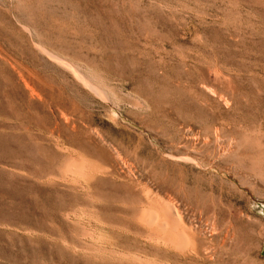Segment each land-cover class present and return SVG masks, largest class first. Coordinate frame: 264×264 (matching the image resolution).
Wrapping results in <instances>:
<instances>
[{"label": "rangeland", "instance_id": "1", "mask_svg": "<svg viewBox=\"0 0 264 264\" xmlns=\"http://www.w3.org/2000/svg\"><path fill=\"white\" fill-rule=\"evenodd\" d=\"M148 257L264 264V0H0V264Z\"/></svg>", "mask_w": 264, "mask_h": 264}, {"label": "bare ground", "instance_id": "2", "mask_svg": "<svg viewBox=\"0 0 264 264\" xmlns=\"http://www.w3.org/2000/svg\"><path fill=\"white\" fill-rule=\"evenodd\" d=\"M88 86H90V85H88ZM32 90V89H31ZM99 91V90H98ZM53 106V105H52ZM56 106V105H55ZM54 106V107H55ZM58 106H56V108H57ZM58 111H60V109H59V107H58V109H57ZM61 112V111H60ZM59 112V113H60ZM63 114V110H62V113H61V115ZM73 118V117H72ZM64 119V118H63ZM66 119V118H65ZM74 119V118H73ZM225 149V148H224ZM227 150H229V149H227ZM223 155V154H222ZM181 157V156H180ZM191 157V156H190ZM99 158V157H98ZM73 159V158H72ZM181 159V158H180ZM193 159V158H192ZM101 160H103V159H101ZM100 160V161H101ZM110 160V159H109ZM187 160V159H186ZM72 162H71V164L67 167V166H65V167H67V169H66V172L67 173H72V174H76V175H80V176H87V174H88V170H90L89 169V166L91 165V162H93V161H90V165L89 164H87L86 163V161L85 160H83V159H81V158H75L74 160H71ZM99 162V161H98ZM97 162V163H98ZM110 162V161H109ZM116 162V161H115ZM96 163V164H97ZM108 163V162H107ZM111 163V162H110ZM197 163V162H196ZM93 164L95 165V163L93 162ZM93 164L90 166L91 167V169H92V167H93ZM105 164V163H104ZM112 164V163H111ZM97 166H98V164H97ZM97 166L95 165L94 167H96V169H92L93 171H96V170H98L97 169ZM111 166V165H110ZM109 166V167H110ZM117 166V165H116ZM120 166V165H119ZM204 166V165H203ZM211 166H212V164H211ZM106 168L107 170L108 169H110V168ZM114 167V166H113ZM124 167V166H123ZM130 167H131V165H130ZM129 167V168H130ZM213 167H214V165H213ZM128 168V169H129ZM132 168V167H131ZM217 168H218V166H217ZM220 168V167H219ZM105 169V168H104ZM103 169V170H104ZM91 170V171H92ZM131 170V169H130ZM99 171V170H98ZM101 171V170H100ZM123 171H124V169H123ZM64 172H65V170H64ZM103 172H107V171H103ZM122 172V171H121ZM128 172H130V171H128ZM133 172V171H132ZM100 173V172H99ZM101 173H102V171H101ZM100 173V174H101ZM66 174V173H65ZM96 174V173H95ZM100 174H98V175H100ZM107 174V173H106ZM132 174V173H131ZM89 175V174H88ZM129 175V174H128ZM133 175V174H132ZM74 176V175H73ZM90 176H92V175H90ZM89 176V178H91ZM95 176V175H94ZM103 176H104V174H103ZM63 177H64V175H63ZM113 177V176H112ZM67 178V177H66ZM81 178V177H80ZM86 178V177H85ZM116 178V177H115ZM73 179V178H72ZM85 180V179H84ZM118 180V179H117ZM120 180V179H119ZM69 181H71V179L69 180ZM78 181V180H77ZM83 181V180H82ZM72 183V182H71ZM75 183V182H74ZM85 185H87L86 183H85ZM84 186V185H83ZM80 187V186H79ZM86 187V186H85ZM144 187V186H143ZM87 188V187H86ZM139 188V187H138ZM160 188V187H159ZM159 188L157 189L158 191H159ZM150 189V188H149ZM149 192V191H148ZM153 192V191H152ZM158 193V192H157ZM145 194V193H144ZM157 195V194H156ZM151 196V195H150ZM155 196V195H154ZM158 196V195H157ZM160 196V195H159ZM150 198V197H149ZM152 198V197H151ZM163 198V197H162ZM156 199V198H155ZM158 199H159V197H158ZM147 200H148V198H147ZM152 200V199H151ZM150 201V200H149ZM156 201V200H155ZM154 201V202H155ZM158 201V200H157ZM170 201V200H169ZM172 201V200H171ZM175 202V201H174ZM142 203H143V201H142ZM151 203V202H150ZM167 203V202H166ZM175 204V203H174ZM145 205V204H144ZM153 205H154V203H153ZM166 205V204H165ZM164 205V206H165ZM167 205H169L168 203H167ZM173 205V204H172ZM127 206V205H126ZM174 206V205H173ZM162 207H163V205H162ZM166 207V206H165ZM74 209V208H73ZM78 209V208H77ZM80 209V208H79ZM143 209V208H142ZM162 209V208H161ZM167 210L165 211V212H163L162 210H160V212H162V216H160L161 214H160V212H159V210H157V209H155V208H153V207H150V208H147L145 211H144V214L140 217V221L141 222H143V223H145V224H147V225H149V227H151V226H154V227H156L157 229H158V231L160 230V231H162L163 233H164V235L166 236V238H167V240L168 241H171V237H173L174 238V241H173V243H172V245L174 244L175 246H176V250H177V248H180V249H178L177 250V252L179 251L180 252V250L181 249H187V247L189 248V247H192L193 246V244L191 243V240H190V237L187 235V231H185L184 230V227H183V224L181 223V221H180V219H179V216H177V213H178V210H175V209H173L172 207H170V205L166 208ZM175 211H177V213L175 212ZM80 212V211H79ZM182 212V211H181ZM72 214V213H71ZM70 214V215H71ZM87 214V213H86ZM74 215H77V214H74ZM218 216V215H217ZM73 217H75V216H73ZM180 217H181V215H180ZM71 219H72V217H70ZM126 218V217H125ZM182 218V217H181ZM75 219V218H74ZM78 219V218H77ZM183 219V218H182ZM100 220V219H99ZM204 220V219H203ZM83 221V220H82ZM86 221V220H85ZM103 221V220H102ZM84 222V221H83ZM73 223H75V221L73 220ZM90 223V222H89ZM88 223V224H89ZM139 223V222H138ZM184 223V222H183ZM105 224V223H104ZM107 224V223H106ZM79 225H81V222H80V224ZM86 225V224H85ZM112 225V224H111ZM215 225V224H214ZM213 225V226H214ZM108 226H110V225H108ZM185 226V225H184ZM203 226V225H202ZM91 227V226H90ZM93 227V226H92ZM217 227V226H216ZM87 228V227H86ZM85 228V226H84V229H86ZM196 228V227H195ZM202 228V227H201ZM209 228V227H208ZM212 229H213V227H211ZM209 229V230H212V229ZM84 229H82V230H84ZM93 229V228H92ZM82 230H81V234H82ZM94 230V229H93ZM93 230H91V232L93 231ZM188 230V232H189V228L187 229ZM204 230H206V229H204ZM213 230H215V228L213 229ZM91 232H89V234L90 235H92L91 234ZM93 232H95V231H93ZM211 232V231H210ZM214 232H216V231H214ZM218 232V231H217ZM216 232V233H217ZM228 232H229V230H228ZM228 232H226V233H228ZM85 233H87V232H85ZM192 233V232H191ZM76 234V233H75ZM80 234V235H81ZM83 234H84V232H83ZM94 234V233H93ZM98 234V233H97ZM159 234H161V233H159ZM214 234V233H213ZM101 235V234H100ZM210 235H212V234H210ZM227 235V234H226ZM89 236V235H88ZM103 236V235H102ZM214 236H215V234H214ZM222 236V235H221ZM229 236V235H228ZM82 237H83V235H82ZM100 237V236H99ZM99 237H98V239H99ZM136 237V236H135ZM142 237V236H141ZM226 237V236H225ZM89 238H91V237H89ZM88 238V239H89ZM103 238V237H102ZM144 238H146L145 236H144ZM79 239V238H78ZM82 239V238H81ZM85 239H86V236H85ZM95 239H96V237H95ZM97 239V240H98ZM154 239V238H153ZM54 240V239H53ZM91 240V239H90ZM103 240V239H102ZM142 240V239H141ZM146 240V239H145ZM104 241V240H103ZM102 241V242H103ZM153 242H154V240H152ZM162 241V240H161ZM222 242H223V240H221ZM225 241V240H224ZM84 242V241H83ZM90 242V241H89ZM100 242V241H99ZM145 242V241H144ZM153 242H150V243H153ZM158 242V241H157ZM221 242V243H222ZM71 243V242H70ZM95 243H96V241H95ZM98 243V242H97ZM165 243V242H164ZM164 243H163V245H164ZM166 243H167V241H166ZM213 243V242H212ZM212 243H211V245H212ZM218 243V242H217ZM159 244V243H158ZM168 244V243H167ZM166 244V245H167ZM6 245V244H5ZM98 245V244H97ZM170 245H171V243H170ZM214 245H216V243H214ZM220 245V244H219ZM226 245V244H225ZM89 246V245H88ZM87 246V247H88ZM100 246V245H99ZM162 246V245H161ZM223 246V245H222ZM168 247V246H167ZM173 247V246H172ZM172 247H170V248H172ZM211 247V246H210ZM94 247H92V248H90V250L91 249H93ZM103 248V247H102ZM101 248V249H102ZM105 248V247H104ZM103 248V249H104ZM174 248V247H173ZM173 248H172V250H173ZM193 248V247H192ZM191 248V249H192ZM215 248H217L216 246H215ZM220 248H222V247H218L217 249H218V251L217 252H219V249ZM5 249V248H4ZM12 249V248H11ZM16 249V248H15ZM88 249V248H87ZM97 249V248H96ZM95 248H94V250H96ZM102 249V250H103ZM114 249V248H113ZM169 249V248H168ZM184 249H183V251H184ZM208 248H206V250H207ZM13 250V249H12ZM81 250V249H80ZM101 250V251H102ZM109 250V249H108ZM115 250V249H114ZM113 250V251H114ZM193 250V249H192ZM196 250V249H195ZM213 250V249H212ZM88 252H89V250H87ZM104 251H106L105 249H104ZM116 251V250H115ZM185 251H187V250H185ZM215 251V250H214ZM221 251V253L220 254H222V250H220ZM12 251H10V253H11ZM97 252V251H96ZM95 252V253H96ZM99 252V251H98ZM103 252V251H102ZM193 252V251H192ZM196 252V251H195ZM7 253V252H6ZM90 253V252H89ZM183 253V252H182ZM185 253V252H184ZM18 254V253H17ZM104 254V253H103ZM114 254H116V252L114 253ZM129 254V253H128ZM132 254V253H131ZM181 254V253H180ZM196 254H198V253H196ZM195 254V255H196ZM208 254V253H207ZM7 255V254H6ZM109 255V254H108ZM130 255V254H129ZM137 255V254H136ZM219 255V254H218ZM118 256V255H117ZM125 256V255H124ZM138 256V255H137ZM141 256V255H140ZM194 256V255H193ZM120 257H122V256H120ZM207 257H210V256H207ZM214 257V256H213ZM212 257V258H213ZM217 257V256H216ZM126 258V257H125ZM128 258H129V256H128ZM138 258V257H137ZM149 259H150V261L149 262H151V258L150 257H148ZM200 258V257H199ZM202 258H204V257H202ZM134 259H135V257H134ZM134 259H132V260H134ZM145 259V260H144ZM207 259V258H206ZM217 259V258H216ZM218 259H219V256H218ZM131 260V259H130ZM138 260H139V258H138ZM138 260H137V262H138ZM144 260V261H143ZM156 260V259H155ZM208 260H210L211 261V259H208ZM135 261H136V259H135ZM140 261H143V263H145L146 262V258H142V260L140 259ZM140 261H139V263H140ZM157 261V260H156ZM160 261V260H159ZM158 261V262H159ZM205 261V260H204ZM149 262H146L145 264H149ZM161 262V261H160ZM163 262V261H162ZM142 263V264H143ZM207 263V262H206ZM215 263V262H214ZM24 264V263H23ZM136 264V263H135ZM138 264V263H137ZM151 264H153V262H151ZM176 264V263H175ZM179 264V263H178ZM202 264H205V263H202Z\"/></svg>", "mask_w": 264, "mask_h": 264}]
</instances>
